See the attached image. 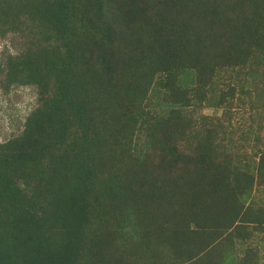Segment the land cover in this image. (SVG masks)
I'll list each match as a JSON object with an SVG mask.
<instances>
[{
    "label": "trees",
    "instance_id": "trees-1",
    "mask_svg": "<svg viewBox=\"0 0 264 264\" xmlns=\"http://www.w3.org/2000/svg\"><path fill=\"white\" fill-rule=\"evenodd\" d=\"M7 34L0 264H264V0H0Z\"/></svg>",
    "mask_w": 264,
    "mask_h": 264
},
{
    "label": "rangeland",
    "instance_id": "rangeland-1",
    "mask_svg": "<svg viewBox=\"0 0 264 264\" xmlns=\"http://www.w3.org/2000/svg\"><path fill=\"white\" fill-rule=\"evenodd\" d=\"M16 37L6 35L0 37V52H13L15 50ZM37 106L36 93L32 87L13 86L8 91L0 87V142L3 143L12 135L19 134L23 129L26 116ZM204 116L215 115L211 110H203ZM220 112H217L219 115ZM264 135V132H263Z\"/></svg>",
    "mask_w": 264,
    "mask_h": 264
},
{
    "label": "clouds",
    "instance_id": "clouds-1",
    "mask_svg": "<svg viewBox=\"0 0 264 264\" xmlns=\"http://www.w3.org/2000/svg\"><path fill=\"white\" fill-rule=\"evenodd\" d=\"M0 87H1V86H0ZM1 89H2V87H1ZM2 90H3V89H2ZM35 93H36V92H35ZM36 97H37V96H36ZM35 108H36V106H35ZM35 108H34V109H35ZM34 109H33V110H34ZM33 110H32V111H33ZM29 114H30V113H29ZM29 114H28V115H29ZM28 115H27V116H28ZM27 116H26V118H27ZM25 120H26V119H25ZM24 122H25V121H24ZM23 127H24V125H23ZM22 130H23V129H22ZM22 130H21V131H22ZM21 131H20V132H21ZM6 141H7V140H6ZM0 143H1V142H0Z\"/></svg>",
    "mask_w": 264,
    "mask_h": 264
}]
</instances>
